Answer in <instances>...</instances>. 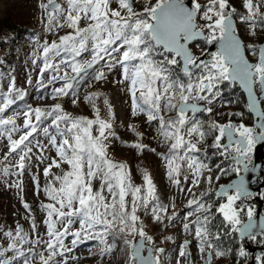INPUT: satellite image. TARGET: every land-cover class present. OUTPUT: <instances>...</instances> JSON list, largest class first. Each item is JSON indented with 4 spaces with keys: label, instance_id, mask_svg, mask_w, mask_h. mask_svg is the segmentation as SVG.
I'll list each match as a JSON object with an SVG mask.
<instances>
[{
    "label": "snow or ice",
    "instance_id": "6c2138e0",
    "mask_svg": "<svg viewBox=\"0 0 264 264\" xmlns=\"http://www.w3.org/2000/svg\"><path fill=\"white\" fill-rule=\"evenodd\" d=\"M113 2L117 7H112ZM66 4V9L56 0L39 4L47 20V31L64 27L70 31L40 45L39 58L43 63L39 67L36 85L43 89L59 83V87L52 88L51 97L71 96V102L76 104L77 89L90 69L93 70L91 79L100 82L108 79L105 71L96 67L101 61L108 72L120 66L121 78L116 83L126 85L131 97V115H146L149 125L157 122L158 138L168 145L163 156L168 180L177 187L181 185V176L185 182L190 180L186 189L190 198L185 207L191 210L184 215L183 229L185 232L194 231L204 264H212L213 254L215 258H221L225 252L213 243L220 239V235L210 230L213 207L203 200L208 192L197 195L193 191L201 185L202 179H206L209 185L213 180L211 175L203 176L205 171L211 172V168L198 155L202 151L200 145L209 132L218 133L212 147L222 149L219 152L221 156L234 153L237 165L249 170L251 149L264 141V112L260 111L258 97L254 93V87L264 93V44L243 43L233 22L237 9L230 0H207L203 5L200 0H188L187 4L185 0H155V3L146 0L140 11L134 7L135 0H66ZM242 7L246 14L236 18L248 25L249 34L255 36L257 28L264 30V0H242ZM84 21L86 26L81 27ZM196 40H204L207 44L217 42L218 49L208 54L210 59H200L189 48V44ZM245 51L255 58L254 62L246 58ZM85 52L90 53V59H77ZM114 53L119 55L114 56ZM181 61V72L186 81L171 70V66ZM45 73H49L47 83L43 79ZM224 82H238L247 91L248 111L262 121L258 125V135L257 129L231 121L219 124L212 120L205 130L202 122L195 119L198 113L213 112L212 105L221 96L220 85ZM28 83L31 84L32 80L29 79ZM24 95L25 92L12 80L7 90L0 92V114L5 113L16 100L23 99ZM100 95L93 92L84 97V101L91 104L94 119L73 117L63 110L60 103L49 109L37 107L24 111L22 129L14 118L0 116V136L7 135L9 141L4 159L8 160L13 153L18 155L15 175L20 176L24 172L25 162L32 159L29 154L33 147L39 150L40 155L36 159L42 164L50 160L43 167V176L47 180L43 192L52 201L40 205L46 213L43 224L47 239L39 236L35 221L31 224L32 233L36 234L34 240H29V233L17 223L14 231L2 233L8 238V243L6 248L0 249V257L7 251L15 255L11 260L0 259V264H12V260L21 258L23 264H32L36 256L40 264H60L57 257H64L65 253H71L89 241H95L98 254L105 257L115 249L112 241L118 237H124V244L129 246L127 264H160V254L164 249H155V255L150 250L144 257L141 256L144 244L132 245L126 237L139 236L142 242L152 243V237L146 235L137 214L140 209L149 211L152 219L160 223L165 219L171 223L178 214L167 215L168 206L159 202L156 186L146 171L141 170L145 187L135 186L127 171L128 166L110 158L109 143L116 134L112 131V121L102 118L96 107L95 98ZM108 103L105 98L104 104ZM202 103L206 106H201ZM173 111L175 116L168 119L161 115L162 112ZM108 112L111 114L110 106ZM229 115L239 116L240 113ZM46 120H50V125L42 127ZM49 127L55 130V134L50 133ZM38 130L47 137V143L37 141L32 145L30 138ZM128 130L136 132L131 124ZM17 132L21 133L19 138L13 139L12 134ZM136 135L137 142L125 146L143 152L148 146L139 142L142 133L137 132ZM223 138L227 144L221 143ZM52 150L55 156L45 155V151ZM62 164L67 165L68 170L62 169ZM53 168L61 169L62 174L53 175ZM233 171L239 175L240 167ZM2 174L8 176L13 173L4 167ZM50 175L52 178L48 179ZM215 178L219 179V176ZM32 179L39 194V181L35 176ZM94 180L100 182L98 190L94 188ZM10 186L23 191L20 182ZM229 189L234 190V194H229ZM180 191L185 189L181 187ZM217 195L226 197V203H220L215 209L222 214L226 225L233 232L250 235L255 227L253 210L248 209L249 223L242 225V210L236 206L241 197L252 195L243 177L228 187L222 186ZM22 206L31 215L30 205L22 200ZM77 223L79 227L73 229ZM261 226L264 227V222ZM68 237H72L71 247L65 244ZM25 244L33 247L25 251ZM40 244L45 245L47 256L43 252H35V246ZM187 247L188 242L185 241L180 251L182 257L189 256ZM239 255L245 256L242 249ZM260 260L258 257V264ZM63 264H67V259Z\"/></svg>",
    "mask_w": 264,
    "mask_h": 264
},
{
    "label": "rangeland",
    "instance_id": "374dc122",
    "mask_svg": "<svg viewBox=\"0 0 264 264\" xmlns=\"http://www.w3.org/2000/svg\"><path fill=\"white\" fill-rule=\"evenodd\" d=\"M136 1L138 2V4L134 5L135 9L137 11L142 10L143 4L146 2V0H135V2ZM41 2L46 3L47 0H0V20L4 19L6 15L7 16L9 15L12 18H14V20L17 23L26 25L28 27H31L32 29H37V35L35 36L36 37L35 41H29L28 43H26V45L23 48L19 72L18 70H16L14 73L7 74L6 82L4 83L0 81L1 91L5 90L4 86L7 89L8 85L12 82V80L15 81L16 87L18 88H26L34 85L36 86V89H39L40 87L37 86L35 82L39 78V67L42 66L43 63L42 59L39 58V53L42 51L40 45H43L44 42L46 41L50 43L52 40L57 39L59 36L65 35L70 31V29L66 27L57 29L55 31H47L45 28V25L47 23L45 14L43 10L39 8V4ZM56 3L60 4L65 9L67 7L66 0H56ZM152 3H155V0H152ZM230 3L236 6L235 8H237L240 14L242 15L246 14L244 8L242 7V0H230ZM112 7L114 8L117 7L115 2H113ZM262 10H264V8H262ZM86 23H87L86 21L82 22L81 27L86 26ZM198 23L202 24L204 22L198 21ZM234 23H235V27L237 28L238 26V28L240 29V31H237V35L241 38L244 44L246 42L247 44L255 43L256 40H259L260 43L264 41L263 38L264 30L257 28L256 35L252 36L249 34L250 29L247 24L241 23L240 21L236 23L235 20ZM113 55L117 56L119 54L114 53ZM246 55L250 62L255 61V58L253 56L247 53ZM77 59L79 60L90 59V53L85 52ZM33 60H36V64H33ZM96 67L103 69L108 79L100 82L93 81L91 79L93 70H91V73L87 77H85V79L81 82L80 87L77 89L78 90L77 95L80 97L82 101H84V97L92 90H93L92 92H97L102 94L97 98H95L96 107L100 110V114L102 118L110 119L112 123L116 125V129L113 128L112 131H114L116 137L119 138V139H116V137L111 138V141L109 143L110 158L117 162L125 163L128 166L127 171L131 174L132 183L135 186H140L142 188L145 187L143 181V173L141 170L143 169L144 171H146L150 175L153 184L156 186V196L159 202L168 206L167 215H171L173 212L178 214L173 222L169 223L167 219H165L162 223H160V222H155L152 219L151 213L149 211L140 209L137 213L140 216L141 221L143 222V227L145 229L147 236H150L149 235L150 230L147 229H150V227H153L154 229H158L160 226H162L164 230L163 235H161V237L157 235L156 236L157 238H154V240L157 241L161 240L165 244L174 247L170 253L167 254L163 252L160 254V264H204L202 254L199 252L197 246V241L194 239V231L185 232L183 229L182 222L184 220V215L191 210L185 207L187 199L190 198V195L186 192L187 187L190 186V180L185 182L183 180V176H181V185L179 187L172 185L168 180L166 174V164H165V160L163 159V156L166 153V149L168 145H165L158 138L156 132L157 122L154 121L152 125H149L147 122L146 115L139 114L135 117L131 115V97L129 96L126 90V85H121L116 83V81H118L121 78L120 66L117 65L115 68H113L111 72H108L107 68L104 66V62L101 61V63ZM48 78H49V73H45L43 77L45 83H47ZM29 79L32 80L31 84L28 83ZM59 86H60L59 83L55 85H49L46 88L45 95L39 100L38 103L35 104V106L38 105L40 107H47V106H53L56 103H60L61 106L66 109L65 112L74 111L75 109L73 108V103L71 102L72 101L71 96H68L69 97L68 99H64V97L53 99L51 97L52 88ZM255 90L257 93L259 92L258 87L257 88L255 87ZM105 98H107L109 102L107 106L103 104ZM85 103L88 107L91 105L90 103L87 102ZM201 105L206 106L203 103ZM109 106L111 107V114H109L108 112ZM212 107L214 108L215 105H212ZM23 112L24 111L13 112L11 114H7L5 117L10 116L14 118L16 121V125L22 129V122L25 119V117L23 116ZM108 115H110V117ZM161 115H164V117H166L167 114L162 112ZM92 116L94 117L93 110L91 113H89L88 118L89 117L91 118ZM141 123H145V125L142 127L139 126ZM232 123L235 124L242 123L247 127L253 128V125L251 123L245 124L243 121H238V119H236ZM130 124L133 126L138 125L137 127H135L136 132L142 130V132L145 133V138L147 139V142L146 143L142 141L140 142L147 145L148 148L145 149L143 152H137L136 149L125 146L126 144L137 142V137L134 136V133L128 130V125ZM44 126H48V124ZM49 131L50 133L55 134V131H53L51 127H49ZM20 134H21L20 132L13 133L12 138L18 139ZM30 140L32 142V145H35L37 141H39L41 144L47 143V137H45L44 133L41 130H38V132L34 134V136ZM221 143L222 144L225 143L224 139L222 140ZM8 144L9 141L7 139V135L0 136V249L6 248L8 243V238L4 237L2 233L8 230L14 231L17 223L24 229L25 232L29 233L28 239L34 240L36 239V234L32 233L31 224L32 221H35L39 236L42 239H47L46 227L43 224V220L46 218V213L41 210L40 205L44 203H52V201H50L43 192V188L47 184V180L43 176V167H45L47 163H50V160L45 161L42 164L39 160L36 159V157L40 155L39 150L36 147H33L32 153L29 154L30 156H32V159L25 162L24 172L20 176H17L14 173L18 171V169L15 166L18 161V155L13 153L11 154V156H9L8 160L4 159V154L8 153V147H7ZM205 144L206 141H203L200 147L202 148ZM150 149H155L156 151L153 152ZM253 149L254 148L251 149L252 154H253ZM215 150L216 151L214 153L220 155L219 152L222 149H215ZM45 155L55 156V152L54 150H52L51 152L45 151ZM232 155L234 156V154ZM232 155L229 156L232 157ZM219 163L220 165L218 167L217 165L215 166V163L212 164L211 172H207V171L204 172L203 176L205 178L211 175L213 177V180L211 185H209L206 179H202L201 185L194 188L193 190L197 195H199L202 192H208V193H213L214 198H216L214 195V191L218 187H221L222 185L227 184L230 181V179H227L228 172H234L235 175H238L235 171H233V169L236 167H240V174L242 173L241 166L236 165L234 162L226 161L225 157L219 160ZM251 164L252 161L250 159V163L248 167H250ZM4 167H8L9 172L13 174L4 176L2 174ZM61 168L64 170H68V166L65 164H62ZM214 168L217 169L215 170ZM220 169H224V171L221 172ZM51 173L53 175L62 174L61 169L58 168L51 169ZM33 176H35L39 181L40 184L39 194H37L36 192V187L32 179ZM217 176H219V179L215 178ZM51 178L52 176L50 175L48 179ZM16 182H20L22 184L23 191H21L20 188H17L15 186H10V185H14ZM93 184H94V188L98 190L100 184L99 180H94ZM181 187L185 189L184 192L180 191ZM263 193L264 191L261 193L260 196L256 195L255 198L259 197L263 201L264 200ZM229 194H234V192H230ZM248 198L250 197H247L244 200H237L236 202V206H239V209L242 210L240 211V218L242 223L248 218L246 217V219L242 220L243 208L247 206L245 202L250 200ZM22 200L23 202H26L30 205L31 215H29L28 211H26L23 208ZM128 200L130 203L131 201L130 196L128 197ZM217 201H219L220 203H226V197L217 199ZM205 202L211 205L210 200H206ZM218 206L219 205H217V207ZM256 208L257 206L255 203L254 207L251 208L253 210V216L255 215ZM246 209L248 211L249 208L246 207ZM219 215L221 218H223L222 214L219 213ZM192 219H195V217H192ZM72 227L73 229H75L78 228L79 225L77 223L74 224ZM230 231H232L231 227H230ZM129 237H130L129 240L131 241L132 244L135 238H139V236L136 237L129 236ZM168 237H171V239H167ZM71 239L72 237H68L65 240V244L68 245L69 247H71L70 244ZM185 241L188 242V247L186 251L189 254V256L187 258L182 257L180 255L181 247L185 243ZM153 243H154L153 241L151 244L145 242V245L146 248L151 247L152 253L153 255H155L156 253L154 251L155 249L153 248ZM95 245H96L95 241H89L85 244H81L71 253H65L64 257H57L56 259L57 261L60 262V264H63L64 259H67V264H119L120 263V261L116 260V257L113 253H110L105 257H101L98 254V250L95 247ZM246 245H251V244H249L247 241ZM32 247H33L32 244L23 245V249L25 251H27L29 248ZM35 250L37 253L43 252L45 256L48 255L47 251H45V245L43 244L36 245ZM14 255H15L14 252L7 251L5 252L4 256L0 257V259L11 260L14 257ZM75 255L78 256V258L73 259ZM216 260L217 258H215L213 254L212 264H215L217 262ZM255 260L256 263L258 264L256 257ZM260 263L261 260L259 261V264ZM12 264H23V258H21L20 260H12ZM32 264H40L38 256L35 257Z\"/></svg>",
    "mask_w": 264,
    "mask_h": 264
},
{
    "label": "trees",
    "instance_id": "16d2710c",
    "mask_svg": "<svg viewBox=\"0 0 264 264\" xmlns=\"http://www.w3.org/2000/svg\"><path fill=\"white\" fill-rule=\"evenodd\" d=\"M200 2L203 5L207 2V0H200ZM135 4H138V2L136 1ZM239 15L242 14H240V12L237 10V13L233 17V20H235L236 23L239 22V20L236 18ZM236 29L237 31H240L238 26ZM36 35H37V29H32L31 27H28L26 25L19 24L14 20V18H12L9 15L8 16L6 15L4 19L0 20V81H2V83L6 82L7 74L14 73L16 70H18L19 72L23 48L26 45V43H28L29 41H35ZM259 43H260L259 40H256L255 43L253 44H259ZM245 45H247V42L245 43ZM191 48L195 56L201 57L205 55V58L207 59L210 58V56L208 55L209 53H207L208 44L204 40L196 42L195 44H193V46H191ZM246 53L249 54L247 51ZM157 59H160V57H157ZM171 70L176 76H179L181 79L185 81L187 80V78L184 77L183 73L181 72V63H179L176 66H171ZM90 73H91V69L89 70V74ZM4 89L5 90L3 91L0 90V92H4L7 90L5 86ZM20 89L25 92L24 98L16 100L15 103L11 105L6 110L5 113L0 114V116L5 117L7 114H11L13 112H22V111H27L30 108L35 109L37 107H40L38 105L35 106V104L38 103L39 100L45 95L46 88L36 89V86L33 85L30 87L20 88ZM220 90H221V96L213 103V105H215V107L213 108V112L211 114L198 113L195 117V119L202 122V124L205 127V130H207V126L209 122L212 120H215L219 124H223L229 121L233 122L236 119H238V121H243L245 124L251 123L252 116L248 111L244 95L239 90L237 85L224 82L222 85H220ZM92 91H90L87 95L93 93ZM68 98L69 97H64V99H68ZM50 107L51 106L40 107V108L49 109ZM73 108L75 109L74 111L66 112L73 117L88 118L89 113L92 112L91 105L88 107L85 101H82L78 95H77V103L73 104ZM63 110L65 111L66 109L63 108ZM174 113H175L174 111L172 113H166L167 115L165 119H168L169 116H175ZM234 113H240V115L239 116L229 115ZM108 116L110 117V115ZM89 119H94V117L93 116L91 118L89 117ZM46 124L50 125V120L44 121V124L42 126ZM144 125L145 123H141L139 126L142 127ZM137 126L138 125H135L134 128ZM113 128L116 129V125L114 123H113ZM51 129L55 131L53 128ZM140 132H142V130H140L139 133ZM132 133H134V136L137 137L136 135L137 132H132ZM217 134L218 133L215 132H209V134L205 137L204 140L206 141V144L202 147L203 149L201 148L202 151L198 154L200 159L203 160L204 163L208 164L210 168H212L213 163H215V166L217 165L218 167L220 165L219 160L223 159V156L214 153L216 151L215 150L216 148L212 147V144L214 142V137ZM140 141L145 143L147 142L144 132H142V138L140 139ZM214 169L216 170L217 168ZM234 176L235 177L237 176L235 175L234 172H228L227 179L231 180L234 178ZM254 198L255 196L253 198L251 197L248 198L250 200L245 202L247 205L246 207L248 208L254 207V206L249 207L248 204V202H252L254 205L256 203L254 201ZM203 200L204 201L210 200L211 205L213 207V218H212V224L210 225V230L213 234L219 233L220 235V239L218 241L214 240L213 243L216 245L217 248L225 252V255L223 257L217 258L216 261L219 263L216 262L215 264H250L252 258L251 255L244 249L246 243L241 241L237 237V232L230 231V227L226 225L224 220H222L223 218H221L219 213L215 211L217 205H219L220 202L217 201L216 198H214L213 193H208V195L203 197ZM246 207L243 208L242 220L246 219L247 217ZM262 211H263L262 213L264 214V200H263ZM147 230H150L149 235L152 237V241L154 242L153 243L154 249L160 247L164 249L163 252L167 254L170 253L171 250H173L174 248L173 246H169L168 244H165L161 240L160 241L154 240V238H157L156 237L157 235L160 237L161 235H163L164 230L162 226H160L158 229H154L153 227H150V229ZM126 238L128 240L130 239L129 236H127ZM112 242L115 243L116 245L115 249L112 252L116 257V260L120 261L119 264H127L129 258V246L124 244V237H118L115 241ZM248 243L255 247H259L263 249L260 255L258 256L254 255V259L255 257L256 258L260 257L261 258L260 264H264V235L260 233L257 236L250 237L248 239ZM241 249L244 251L245 256L239 255ZM255 264H257L256 260H255Z\"/></svg>",
    "mask_w": 264,
    "mask_h": 264
},
{
    "label": "water",
    "instance_id": "95a60500",
    "mask_svg": "<svg viewBox=\"0 0 264 264\" xmlns=\"http://www.w3.org/2000/svg\"><path fill=\"white\" fill-rule=\"evenodd\" d=\"M185 3L187 4L188 0H186ZM233 22H234V20H233ZM234 26H235V23H234ZM199 41H202V40L192 41L189 44V48L191 49V45L194 42H199ZM260 44H264V41L262 43H260ZM217 49H218V43L217 42H213L212 44H208L207 52L208 53H212V52L217 51ZM245 55H246V52H245ZM199 58L203 59V60H207V58H205V55H203V56H201ZM246 58L248 59L247 55H246ZM180 63H181V68H182L183 62L181 61ZM235 84L238 86V88L240 89V91L244 95L245 102H246V105H247V108H248V93H247V91L238 82L235 83ZM254 93L258 97L260 111L264 112V108L262 107V102H263V106H264V93H260V91H259V93H257L256 90H255V87H254ZM201 106H203V105H201ZM249 113H250V115L252 116V118L254 120V126L257 129L256 134L258 135V131H259L258 125L262 121L256 116L255 113H253V112H249ZM223 139H224V142H225L224 144H227L226 138H223ZM252 157H253L252 164L249 167L248 171H245L243 166H241L242 167V173L239 174L238 176L234 177L233 179H231L227 184H224L222 186L223 187H228L229 185L235 183L241 177H243V179L245 180V185H246L247 190L250 193H252V195L253 194H257V195L260 196L262 191L264 190V141L256 143V145H255V147L253 149ZM221 187H218L214 191V195H215L216 199L222 198L221 196L217 195V193L219 192ZM229 192H234V190L229 189ZM245 198H247V197H241L240 200H244ZM254 201L257 203V208H256V211H255V215L253 216V219H252V223L255 225L254 229L252 230V233L250 235H241V232L237 231V237L241 241H243L245 243L248 241V239L250 237L257 236L260 233L264 235V227L261 226L262 222H264V214L262 213L263 212L262 211L263 201L259 197L254 198ZM247 223H249L248 218L242 223V225H245ZM141 243L144 244V246H143V248L141 250V256L147 257L149 251L150 250L152 251V248L151 247H147L146 248L145 242H142L140 240V238H135L133 240V244L132 245H139ZM244 249L251 255L252 259H251L250 264H255L254 255H257V256L260 255L261 251L263 250L262 248L251 246V245H246L244 247Z\"/></svg>",
    "mask_w": 264,
    "mask_h": 264
},
{
    "label": "flooded vegetation",
    "instance_id": "af4514ba",
    "mask_svg": "<svg viewBox=\"0 0 264 264\" xmlns=\"http://www.w3.org/2000/svg\"><path fill=\"white\" fill-rule=\"evenodd\" d=\"M263 42V41H262ZM196 42H194L193 44H195ZM193 44H192V46H193ZM208 53V52H207ZM194 54V53H193ZM195 55V54H194ZM210 59V58H209ZM259 93V92H258ZM262 107L264 108V106H263V102H262ZM236 123H239V122H236ZM235 124V123H234ZM251 124L253 125V128L254 129H256L255 128V126H254V120H253V118H252V122H251ZM234 154V153H233ZM235 155V154H234ZM225 157V159H226V161H228V162H234L236 165H237V163L235 162V159L233 158V155H232V157L231 156H229V155H225V156H223V158ZM264 191V190H263ZM254 196H256V194H253V195H251L250 197L251 198H253ZM248 204H249V206H254L253 205V203L252 202H248Z\"/></svg>",
    "mask_w": 264,
    "mask_h": 264
},
{
    "label": "bare ground",
    "instance_id": "6f19581e",
    "mask_svg": "<svg viewBox=\"0 0 264 264\" xmlns=\"http://www.w3.org/2000/svg\"><path fill=\"white\" fill-rule=\"evenodd\" d=\"M250 157H251L250 159H251V161H252V159H253V157H252V151H251V155H250ZM74 257H75V259L78 258V256H76V255H75Z\"/></svg>",
    "mask_w": 264,
    "mask_h": 264
}]
</instances>
